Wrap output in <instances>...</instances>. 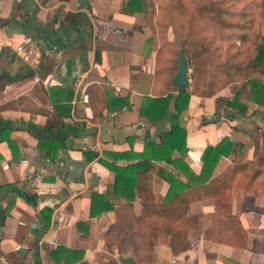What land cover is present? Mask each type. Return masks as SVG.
Wrapping results in <instances>:
<instances>
[{"label":"crops","instance_id":"crops-1","mask_svg":"<svg viewBox=\"0 0 264 264\" xmlns=\"http://www.w3.org/2000/svg\"><path fill=\"white\" fill-rule=\"evenodd\" d=\"M125 1L0 0V74L15 78L0 88V264H264V174L234 170L217 197L179 208L169 225L186 249L157 233V204L182 193L183 206L264 153L263 106L239 96V112L227 106L236 93L192 92L188 75L177 100L170 23L162 32L157 2L128 12ZM26 38L28 60L15 51ZM173 122L181 130L157 150ZM222 138L230 154L203 171L205 146Z\"/></svg>","mask_w":264,"mask_h":264},{"label":"rangeland","instance_id":"rangeland-1","mask_svg":"<svg viewBox=\"0 0 264 264\" xmlns=\"http://www.w3.org/2000/svg\"><path fill=\"white\" fill-rule=\"evenodd\" d=\"M151 2L153 9L156 5L159 7L155 20L161 31L165 32L167 23L174 31L175 52L186 36L201 43L202 57L196 63L195 70L188 67L187 72L193 86L208 92L228 89L233 94L239 92V96L246 99L250 88L248 78L259 75L258 70L250 68L248 61L258 44L264 46V0ZM152 19L148 18L149 25L155 28ZM235 52H238V57L233 59ZM191 73L194 80L189 77Z\"/></svg>","mask_w":264,"mask_h":264},{"label":"trees","instance_id":"trees-1","mask_svg":"<svg viewBox=\"0 0 264 264\" xmlns=\"http://www.w3.org/2000/svg\"><path fill=\"white\" fill-rule=\"evenodd\" d=\"M139 2H142V0H126L124 3V10H127L128 12H134L133 10L137 9L136 6ZM263 16H264V13H263ZM197 42L199 41L198 40L196 41L195 39L193 40L192 38H188L186 36L185 40H182L178 47V49H181L183 52V55L186 57L187 66L192 67L193 70H195L196 63L199 61V58L202 57L201 56L202 52L200 49L201 43H197ZM202 46H204V44ZM178 49H176V52L174 53L175 54L174 56H176L175 57L176 65H178V56H177ZM236 53L238 52H235L233 59H236V57H238V54ZM248 63L250 64V68L256 69L259 71L258 77L248 78V87H250L249 88V98L255 101V103L263 106V110L261 111V113H262V117L264 118V46L262 44L257 45L253 53V57L250 59V61H248ZM238 69L240 68L238 67ZM189 77L191 78V80H194L193 73H191V75L189 74ZM259 77H263V79L260 80L258 79ZM13 79L15 78L7 77L5 75L2 76L0 74V88H2L5 84L13 81ZM190 84H191L192 92H199L203 95L212 94L214 92V91L208 92L205 90L201 91V90L196 89L193 86L191 81H190ZM178 88H179V93L177 94L176 99L177 100H179L180 98L187 99L189 97L190 91L186 87L178 86ZM169 98H171V95L168 94L164 98L157 97L152 100L154 101L160 100L162 102L163 101L166 102L169 100ZM126 102H127L126 97H122V103H126ZM227 104H228L227 106L235 107L239 112L245 109L244 103L239 101V92H236V95H234V97L231 100H228ZM177 111L178 110H176V112ZM140 112H142V110ZM173 115H176V113H174ZM179 129H180L179 126L175 122H173L172 127L169 130V133L164 136L165 144L163 146H160V148H158L157 150L162 151L163 150L162 147L169 145L168 142L171 140L170 137H173V135H175ZM231 146L232 144L230 143V141L227 139H223V138L213 146L206 145L205 149L203 150L204 152L202 154V157H201L203 161V168H202L203 171L205 170L207 166H210V169H211L214 163L216 162V160L218 159L219 155H221L222 153L224 155H229L231 152L230 151ZM167 159L169 161L171 160L170 158H167ZM174 161L171 160L172 163H174ZM234 170L235 172L239 171L251 177L264 174V153H258L257 155H255L253 159L237 164V167L235 169L230 170L231 171L230 173L225 171L224 173L217 175L213 180L206 182L205 185L204 183H202L201 185L196 186V188H194L195 196L192 197L190 195L188 200H184L183 206L178 207L175 204L176 201H179L180 199L184 197L182 193L181 194L175 193L174 195H172V197L170 196L169 199L165 200V202L159 205L158 204L156 205L153 202H150L149 198L147 197V193L149 192V189L144 188L145 194H144V199H143V207L147 209L149 206H151L150 209H152V207L156 205V207H160L162 209V211L160 212L164 216H167V217H163L166 220L164 227L161 230H158L157 233L160 232L164 234H170L171 240H170L169 245L171 247L173 254L186 249L188 245V242L185 239L184 229L175 228L172 230L173 226L171 225V220H175L179 217L177 215L173 216V214H175V212H177L179 208L187 206V201L194 200L196 198H201L204 192H205V195L217 197L218 192L222 188V183L223 184L226 183V185H229L227 182L231 179V174L234 172ZM31 197H33V195H31ZM169 224L172 226V228ZM58 249L61 250L62 248L58 247Z\"/></svg>","mask_w":264,"mask_h":264},{"label":"water","instance_id":"water-1","mask_svg":"<svg viewBox=\"0 0 264 264\" xmlns=\"http://www.w3.org/2000/svg\"><path fill=\"white\" fill-rule=\"evenodd\" d=\"M177 56H178V65L176 72L172 75V78L170 80L171 83H173L176 86L179 87H185L188 84V78H187V72H188V66L186 57L183 55V52L181 49L177 50ZM3 214L0 213V225L3 224ZM21 247L18 248V250L21 251ZM119 259L121 261V264H133L135 263L133 257L128 255H120Z\"/></svg>","mask_w":264,"mask_h":264},{"label":"built area","instance_id":"built-area-1","mask_svg":"<svg viewBox=\"0 0 264 264\" xmlns=\"http://www.w3.org/2000/svg\"><path fill=\"white\" fill-rule=\"evenodd\" d=\"M30 41H31L30 38H26V40H24V43L18 44L15 47V51L25 60H28L29 58L30 48H31ZM0 45H1V42H0Z\"/></svg>","mask_w":264,"mask_h":264}]
</instances>
